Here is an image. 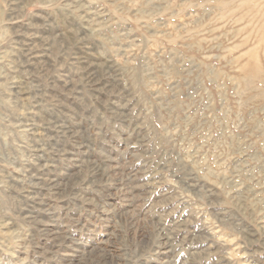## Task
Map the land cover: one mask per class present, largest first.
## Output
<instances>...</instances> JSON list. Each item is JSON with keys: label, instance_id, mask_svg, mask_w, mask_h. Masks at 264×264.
Here are the masks:
<instances>
[{"label": "rangeland", "instance_id": "rangeland-1", "mask_svg": "<svg viewBox=\"0 0 264 264\" xmlns=\"http://www.w3.org/2000/svg\"><path fill=\"white\" fill-rule=\"evenodd\" d=\"M0 264H264V0H0Z\"/></svg>", "mask_w": 264, "mask_h": 264}, {"label": "bare ground", "instance_id": "bare-ground-1", "mask_svg": "<svg viewBox=\"0 0 264 264\" xmlns=\"http://www.w3.org/2000/svg\"><path fill=\"white\" fill-rule=\"evenodd\" d=\"M41 82V81H40ZM83 199V198H82ZM170 223V222H169Z\"/></svg>", "mask_w": 264, "mask_h": 264}]
</instances>
